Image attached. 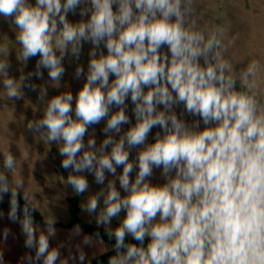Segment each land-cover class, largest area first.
Masks as SVG:
<instances>
[{
	"label": "clouds",
	"instance_id": "obj_1",
	"mask_svg": "<svg viewBox=\"0 0 264 264\" xmlns=\"http://www.w3.org/2000/svg\"><path fill=\"white\" fill-rule=\"evenodd\" d=\"M82 3L85 0H36L32 6L27 0H0V15L14 17L19 28V59L27 62L40 56L36 72L19 80L8 76L10 64L0 59V76L4 95L19 99L23 87L36 90L27 81L33 75L42 78L41 68L58 82L65 72V54L70 51L78 59L82 42L93 45L86 83L76 98V119L70 115L73 96L63 93L48 101L43 118L27 127L46 144L63 141L59 152L64 169L87 171L101 185L107 171L128 193L122 197L115 180H109L81 205L82 211L94 214L103 198L96 223L116 241V255L108 264H264V65L252 59L237 69L230 49L238 35L229 36L227 26L207 21L198 0H90L91 7L80 11L81 16L90 12V18L70 23L67 13ZM102 43L107 55L99 51ZM165 46L170 55L161 51ZM8 54V46L0 45V57ZM110 74L115 76L111 84ZM82 75L83 69L77 67L76 78ZM45 95L42 89L39 98L43 101ZM129 95L136 123L115 140L111 134H119L121 126L130 123L125 113ZM181 104L202 120V130L200 120L189 125L178 118L173 109ZM113 105L120 110L109 115ZM105 118L106 138L99 147L90 138L86 146L88 127ZM154 127L163 135L158 132L155 142L130 162V150L145 145ZM0 151L4 168L12 173L9 181L0 171V200L11 193L9 219L19 222L25 246L35 249V256L26 254L23 259L27 264H69V259H76L71 251L68 258H61L59 247H49V238L57 231L53 218L45 219L47 234L41 232L37 239L40 228L31 215L34 202L24 190L17 160L7 143ZM118 166H123L120 175ZM136 167L132 182L130 173ZM154 168L163 170L167 182L162 186L147 181ZM65 184L76 195L89 188L81 175H69ZM20 189L25 201L22 219ZM122 210L126 217L113 230L111 220ZM80 232L77 225L73 234ZM126 234L140 246L126 244ZM146 237L150 242L145 248ZM83 243L93 244L92 237L84 236ZM77 251L83 264L85 254L79 247Z\"/></svg>",
	"mask_w": 264,
	"mask_h": 264
},
{
	"label": "rangeland",
	"instance_id": "obj_2",
	"mask_svg": "<svg viewBox=\"0 0 264 264\" xmlns=\"http://www.w3.org/2000/svg\"><path fill=\"white\" fill-rule=\"evenodd\" d=\"M27 2L32 6L36 5V0H27ZM198 3L199 11L207 21L227 26L229 29V36L238 35L239 38L236 40L235 45L230 49V55L233 58V62L238 63L236 65L237 69L246 67L247 63L252 59H259L261 64L264 65V0H198ZM86 6L89 8L91 7L90 0H85V3L79 5L75 12H68L66 16L68 21L72 24L87 21L90 18V12L85 16L80 15L81 9ZM113 10H116L115 5L113 6ZM13 21L14 17L5 18L0 15V45H7L9 49L8 56L0 57V59H6L10 64V67L8 68V76L15 80H19L22 75L27 76L29 73L36 72V65L40 60V56L37 55L31 57L27 62L19 59L22 45L17 40L19 28ZM58 27L61 26L58 24ZM92 49L93 45L91 42H82V49L78 59L73 57L71 52L68 51L62 60V66L64 67L65 72L58 82H53L50 79L48 69L41 68L40 71L42 73V78L33 75L31 79L27 81V83L36 85V90L33 91L31 88L23 87L21 89L23 95L19 99L8 98L4 95L5 88L3 85V77L0 76V149H3L6 143L8 144L9 152L17 160L19 166L18 171L22 178L25 179L28 177L30 178V182L33 180H37L38 182L41 181L43 186H47L51 176L56 175L54 172H65L66 179L69 175H81L88 180L93 175L87 171L75 173L72 169H64L62 167L64 157L61 156L59 152V147L63 141L46 144L40 139L39 133L29 130L27 127L29 122L42 119L46 103L55 96L63 93L72 94L73 110L70 115L74 120L76 119V98L79 91L82 90L86 83L88 65L91 59L89 53ZM99 51H103V53L107 55V49L103 43L101 44ZM161 51L170 55L166 46L163 47ZM56 54L60 55L59 51H57ZM77 67H81L84 71V75L80 78H76L75 76ZM114 80L115 76L110 74L109 83L111 84ZM261 87L264 88V83L261 84ZM42 89L46 90V95L44 96L43 101L39 98ZM147 90L148 89L145 88V92ZM125 103L127 105L125 113L129 117L130 123L123 124L119 134H111L115 140H119L120 136L124 135V133L136 123L135 115L133 113L135 106L131 101L130 95L126 98ZM159 108L160 110H163V106H159ZM119 110V107L113 105L111 106L109 115L114 114ZM173 110L178 118L185 120L189 125H191L193 121L200 120L199 117L189 115L184 110L183 104L175 106ZM106 124L107 118L101 120L98 124L89 126L84 137V144L87 146L88 140L93 138L96 141V146L99 147L102 141L106 138V134L103 132ZM200 128L201 130L204 128L202 120H200ZM158 132L163 135V132L159 127H154L149 133L145 145L130 150V162H136L138 153L148 144L155 142L156 134ZM110 151L111 145L106 149L107 153H110ZM25 153H27L26 158L24 155ZM80 154L82 155V152ZM0 171L5 173L9 181L12 180L11 171L4 168V155L2 151H0ZM116 171L117 175L122 174L123 166H118ZM162 171V168H154L153 175L148 177L147 181L154 186H162L167 182L166 178L162 175ZM137 173L138 167L134 168L133 172L130 173V181L134 182ZM105 175L112 176V174L107 171L105 172ZM29 180L28 184H30ZM61 185L63 184L61 183ZM65 187L67 188L66 191H73V188L70 185H66ZM94 187H97V185ZM120 194L122 197L128 195L123 189L120 190ZM74 196L69 197L68 201ZM75 198L78 207V217L81 218L79 216L78 198L77 196H75ZM21 200L23 199L20 198V201ZM125 217L126 210H123V216L119 218L120 222L116 224L115 228L121 225ZM82 220L86 223L105 229V227L101 225L88 222L84 219ZM126 236L131 235L126 234Z\"/></svg>",
	"mask_w": 264,
	"mask_h": 264
},
{
	"label": "crops",
	"instance_id": "obj_3",
	"mask_svg": "<svg viewBox=\"0 0 264 264\" xmlns=\"http://www.w3.org/2000/svg\"><path fill=\"white\" fill-rule=\"evenodd\" d=\"M55 173L56 175H52L49 179L47 186H43L41 181L38 182L37 180H33L30 182V178H23L24 190H27L30 193L34 202V208L41 214L43 220V222H37L33 219L34 225H39L40 228V231L36 233V237L38 239L41 232H43L45 235L47 234L45 219L48 217L53 218L55 220L54 227L57 231L54 237L49 238L50 249L59 247L61 258H68L71 251L72 256L76 257V259H69V264H81V261L79 260V252L77 251L78 247L85 254V260L83 261L85 262L90 258L99 256L108 251L111 248V245L104 240H102V244L97 243L96 241L101 238L86 234L81 227V232L79 235L73 234V229L77 226L76 224L65 226L70 218V203L68 198L74 195L77 196L79 216L88 222L97 224L96 216L99 214L100 209L104 207L103 198H101L99 208L94 214H88L87 212L82 211L81 205L86 203L90 196H94L102 188H106L109 180H115V186L120 192L121 188L119 181L113 175H105V182L103 185H101L96 183L95 177L92 175L87 180L89 184L88 191L81 195H76L74 191H66V173L54 172V174ZM28 180L30 184H28ZM61 183L63 185H61ZM95 185H97L98 188L94 187ZM18 191L20 192V195L17 197L19 204L18 216L22 219L23 211L20 209V198L23 199V189ZM10 201V192L4 194L3 199L0 200V254H2L3 257V264H21L22 261L23 264H27V261L23 258L26 256V254L35 256V249H29L25 246L26 236L22 232L21 225L19 222H13L9 219V212L11 210ZM122 216L123 210L118 217L111 220L110 227L113 230L115 229L116 224L120 222L119 218ZM6 231L7 236H5ZM84 236L92 237L93 244H84ZM61 245H63V247H60ZM57 264H59V261H57Z\"/></svg>",
	"mask_w": 264,
	"mask_h": 264
},
{
	"label": "trees",
	"instance_id": "obj_4",
	"mask_svg": "<svg viewBox=\"0 0 264 264\" xmlns=\"http://www.w3.org/2000/svg\"><path fill=\"white\" fill-rule=\"evenodd\" d=\"M71 207H70V219L68 223L65 224V226H71L73 224L79 225L83 229V231L86 234H89L91 236L97 237V233H99V237L102 240L108 242L111 245V248L104 252L103 254L90 258L83 262V264H107L110 257L116 255V249H115V237H109L107 235V232L104 228L86 223L83 221L81 218L78 217V207H77V201L75 197H72L69 199ZM25 205V201L21 200L20 201V209L23 211ZM31 215L33 219L37 222H43L41 214L34 208L31 211ZM150 242V239L145 238L144 241V247H147V244ZM125 243L126 244H136L137 246H140V242L136 241L132 236H126L125 237ZM126 249H121L120 251H125Z\"/></svg>",
	"mask_w": 264,
	"mask_h": 264
}]
</instances>
